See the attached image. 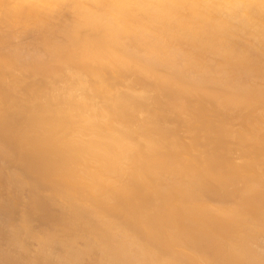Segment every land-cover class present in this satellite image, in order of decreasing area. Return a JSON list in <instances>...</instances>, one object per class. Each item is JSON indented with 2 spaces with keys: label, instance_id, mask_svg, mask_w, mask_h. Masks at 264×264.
I'll use <instances>...</instances> for the list:
<instances>
[{
  "label": "bare ground",
  "instance_id": "bare-ground-1",
  "mask_svg": "<svg viewBox=\"0 0 264 264\" xmlns=\"http://www.w3.org/2000/svg\"><path fill=\"white\" fill-rule=\"evenodd\" d=\"M17 31L44 60L15 65ZM0 50V158L30 185L25 229L55 221L49 202L70 211L50 240L81 235L110 264L128 241L148 264H264L249 247L264 233V0H0Z\"/></svg>",
  "mask_w": 264,
  "mask_h": 264
},
{
  "label": "rangeland",
  "instance_id": "rangeland-1",
  "mask_svg": "<svg viewBox=\"0 0 264 264\" xmlns=\"http://www.w3.org/2000/svg\"><path fill=\"white\" fill-rule=\"evenodd\" d=\"M13 48L10 55L16 57L15 65L23 68L29 65L30 62L36 63L44 60L45 56L41 52V45L37 44L33 35H29L24 31H17L16 36L12 41ZM1 51V50H0ZM184 74L188 81H192L194 73L189 69H184ZM29 75V71L25 72ZM168 78H173L169 75ZM161 91H158L160 93ZM15 106L12 105L11 109ZM177 137L184 138L185 133L177 131ZM190 146V143L183 141L182 148ZM43 150L42 147L35 148V151ZM12 155H22L27 153L23 146H18L12 149ZM1 157V156H0ZM4 162L0 158V264H110L107 258L105 249L96 244L89 245L88 239L81 235H77L72 243L56 242L51 238L64 239V234L61 231V226L56 224L57 219L64 214H69V210L63 213L59 207L53 205V213L55 221L49 219L43 220L34 216L29 221L28 228L22 225L27 212L33 210V203L30 199V185L21 184L16 180L17 166L16 163ZM186 166L184 159L177 160L172 163L171 168L175 171H181ZM56 179L60 176L56 175ZM168 180L166 183H161L157 187V191L161 194L167 192ZM167 184V185H166ZM194 192L192 188H184L183 193L179 197L184 200L186 196ZM211 202H214L211 200ZM230 202H228L229 204ZM165 213V209H158L154 215L159 218ZM28 217V216H27ZM185 217L180 221H184ZM178 221V222H180ZM233 222V221H232ZM82 228V225L80 226ZM178 230L174 227L172 230H167L163 225H158L156 230L165 235H172ZM28 229L31 233L28 234ZM246 229L245 231H252ZM63 234V235H62ZM48 238V242L46 241ZM249 247L258 255H264V233L258 235L256 239L249 244ZM224 252V247L221 244L212 245L207 253L220 256ZM150 259L153 260V254L145 253L140 249L137 242L128 241L124 244V250L116 256V262L119 264H148ZM174 264H182L177 261Z\"/></svg>",
  "mask_w": 264,
  "mask_h": 264
}]
</instances>
